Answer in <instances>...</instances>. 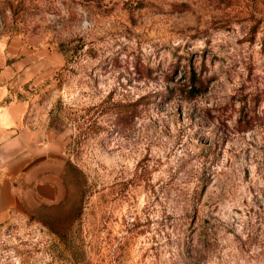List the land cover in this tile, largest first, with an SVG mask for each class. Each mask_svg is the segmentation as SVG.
I'll return each instance as SVG.
<instances>
[{
    "label": "rangeland",
    "instance_id": "rangeland-1",
    "mask_svg": "<svg viewBox=\"0 0 264 264\" xmlns=\"http://www.w3.org/2000/svg\"><path fill=\"white\" fill-rule=\"evenodd\" d=\"M0 82L55 189L0 264H264V0H0Z\"/></svg>",
    "mask_w": 264,
    "mask_h": 264
},
{
    "label": "crops",
    "instance_id": "crops-1",
    "mask_svg": "<svg viewBox=\"0 0 264 264\" xmlns=\"http://www.w3.org/2000/svg\"><path fill=\"white\" fill-rule=\"evenodd\" d=\"M26 110L27 103L13 99L0 82V215L21 210L31 197H55L43 173L54 154L40 130L28 125Z\"/></svg>",
    "mask_w": 264,
    "mask_h": 264
},
{
    "label": "trees",
    "instance_id": "trees-1",
    "mask_svg": "<svg viewBox=\"0 0 264 264\" xmlns=\"http://www.w3.org/2000/svg\"><path fill=\"white\" fill-rule=\"evenodd\" d=\"M138 104L139 100L131 103L129 102L114 104L111 111L114 114L115 118L118 119V121H123V123L128 122L136 116V113L138 111Z\"/></svg>",
    "mask_w": 264,
    "mask_h": 264
}]
</instances>
